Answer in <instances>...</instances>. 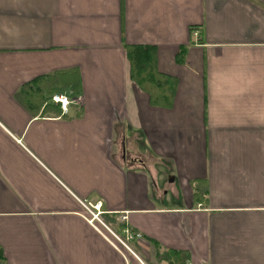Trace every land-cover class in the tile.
<instances>
[{
    "label": "crops",
    "instance_id": "0c3cea01",
    "mask_svg": "<svg viewBox=\"0 0 264 264\" xmlns=\"http://www.w3.org/2000/svg\"><path fill=\"white\" fill-rule=\"evenodd\" d=\"M126 45L176 79L168 107ZM69 69L66 115L17 99ZM0 264H264V0H0Z\"/></svg>",
    "mask_w": 264,
    "mask_h": 264
},
{
    "label": "trees",
    "instance_id": "16d2710c",
    "mask_svg": "<svg viewBox=\"0 0 264 264\" xmlns=\"http://www.w3.org/2000/svg\"><path fill=\"white\" fill-rule=\"evenodd\" d=\"M125 49L130 78L148 94L152 104L168 107L172 103L177 81L173 76L158 71L154 48L149 45H126ZM181 58L182 53L179 52L177 60L180 61ZM57 88H65L70 97L78 93V71L69 69L50 76L37 77L32 80L31 85L19 90L17 99L28 109H39L43 106L44 112L60 114V107L50 99ZM78 113L79 111L76 115Z\"/></svg>",
    "mask_w": 264,
    "mask_h": 264
},
{
    "label": "built area",
    "instance_id": "2783aa9c",
    "mask_svg": "<svg viewBox=\"0 0 264 264\" xmlns=\"http://www.w3.org/2000/svg\"><path fill=\"white\" fill-rule=\"evenodd\" d=\"M193 34L197 36L198 32L194 31ZM50 99L55 105H58L60 107L61 114L63 115H66L68 113V107L71 104H74L75 106L79 104V99L77 97L70 99L64 94H52L50 96ZM81 205L83 206V209L85 211L86 219L91 226L96 228L97 225H99L105 231H107L114 242L119 244L125 250L131 251L128 243L134 239H138L140 237V233L133 232L128 228H123L121 234H118L112 231L108 226H106L100 218V214L103 212L101 210L100 203L91 204L82 202Z\"/></svg>",
    "mask_w": 264,
    "mask_h": 264
},
{
    "label": "rangeland",
    "instance_id": "374dc122",
    "mask_svg": "<svg viewBox=\"0 0 264 264\" xmlns=\"http://www.w3.org/2000/svg\"><path fill=\"white\" fill-rule=\"evenodd\" d=\"M76 96H78V95H76ZM76 98V97H75Z\"/></svg>",
    "mask_w": 264,
    "mask_h": 264
}]
</instances>
